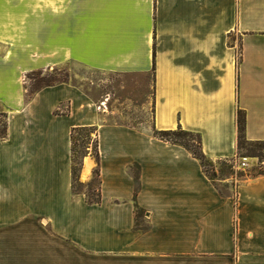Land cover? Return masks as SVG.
<instances>
[{"label":"crops","instance_id":"crops-1","mask_svg":"<svg viewBox=\"0 0 264 264\" xmlns=\"http://www.w3.org/2000/svg\"><path fill=\"white\" fill-rule=\"evenodd\" d=\"M65 63L134 80L122 102L151 126L68 81L27 99L28 73ZM238 110L264 141V0H0V264H264V174L217 182L154 135L233 158ZM76 127L96 128L78 182L98 171L99 202L73 187Z\"/></svg>","mask_w":264,"mask_h":264},{"label":"rangeland","instance_id":"rangeland-1","mask_svg":"<svg viewBox=\"0 0 264 264\" xmlns=\"http://www.w3.org/2000/svg\"><path fill=\"white\" fill-rule=\"evenodd\" d=\"M39 71L41 72H32L27 74V95L31 93L33 85L35 82H37V79H54L57 82L68 81L81 86L83 89L91 93L92 96L97 99V101L101 98H104L106 93H109L113 98L111 101V108L116 109L121 107V109L120 112H115L106 116L107 120L111 122H128L145 126H151L152 124V113L150 108L146 112L137 113L131 109L130 105L124 104V102H122L123 99L124 101H129L130 103L138 100V96L136 95L137 91L134 87V80L128 77L94 71L74 63H65L59 66L57 69L47 68ZM4 125L5 114L0 113V133L3 131ZM87 136L88 135L85 132H79L75 136L76 157L78 160H80L86 151L95 154V132L91 134L89 133V136ZM176 138L179 142L192 144V139L197 137L196 135H193L179 136ZM240 157L249 158L247 161L249 164L243 166ZM93 168L94 165H91L88 174L92 172ZM206 169L208 170V174L215 181L220 183L221 179L227 178L238 182L237 180H240L247 174H257L260 171H264V144L250 145L245 143L243 147L238 150L235 157L229 159H218L216 161L211 160V163H207ZM77 170L78 167H76L75 173V190L86 192L90 199H95L98 195L99 186L96 171L90 182L87 185H82L78 181H86L88 174H83L82 171L79 180V174L77 176ZM220 187L221 190H226L224 186Z\"/></svg>","mask_w":264,"mask_h":264},{"label":"trees","instance_id":"trees-1","mask_svg":"<svg viewBox=\"0 0 264 264\" xmlns=\"http://www.w3.org/2000/svg\"><path fill=\"white\" fill-rule=\"evenodd\" d=\"M33 72H41V71H33ZM32 73V72H30ZM59 82H65V81H55L54 79H37V82L34 83L33 85V89L31 91L30 94H26L27 96V99H30L34 93L45 87V86H51V85H54V84H57ZM237 122H238V127H239V135H238V150L243 147V145L245 143H248L250 145H262L264 144V141H248L245 137V113L243 110H238L237 111ZM6 120H5V125H4V129L3 131L0 133V137H4L5 134H6ZM79 132H85L88 136H89V133H93L95 132V156L98 158V141H97V136H96V128L95 127H76L72 130V160H73V175H74V184H75V173H76V167H78V172H77V176L79 174V170H80V167H81V164H82V159L84 156L87 155V153L89 152H84V154L82 155V157L80 158V160L77 159L76 157V134L79 133ZM154 135L163 139V140H167V141H170V142H173V143H176V144H180L184 147H186L189 151H191V153L199 159V161L201 162V164L203 165L206 173L208 174V170L206 169V165L208 162L211 163V159L208 158L204 152L202 151V146H201V135L199 133H195V132H192V131H188V130H185L183 129L182 127H178L177 129L175 130H157V129H154ZM193 135H196L197 138H193L192 139V144H185V143H182V142H179L177 140L176 137H179V136H193ZM87 136V137H88ZM175 137V138H174ZM244 143V144H243ZM98 171H96V175H97ZM258 174H264V171H260ZM209 175V174H208ZM210 176V175H209ZM98 178V177H97ZM210 178H212L210 176ZM213 179V178H212ZM99 181V180H98ZM74 184H73V187H74ZM99 187V186H98ZM75 190V188H74ZM76 191V190H75ZM89 201L91 202H99V199H100V196H99V192H98V195L95 199H90L88 197Z\"/></svg>","mask_w":264,"mask_h":264},{"label":"bare ground","instance_id":"bare-ground-1","mask_svg":"<svg viewBox=\"0 0 264 264\" xmlns=\"http://www.w3.org/2000/svg\"><path fill=\"white\" fill-rule=\"evenodd\" d=\"M87 160H88V159H87ZM87 160H86V161H87ZM86 161H85V162H86ZM91 164H92V163H91ZM91 164H88V163L85 164L86 166H85V169H84V171H83V174H86V173L88 174V172H89V170H90V168H91Z\"/></svg>","mask_w":264,"mask_h":264},{"label":"built area","instance_id":"built-area-1","mask_svg":"<svg viewBox=\"0 0 264 264\" xmlns=\"http://www.w3.org/2000/svg\"><path fill=\"white\" fill-rule=\"evenodd\" d=\"M241 161H242V165L243 166H246L248 165L249 163L247 162L249 160V158L247 157H240Z\"/></svg>","mask_w":264,"mask_h":264}]
</instances>
